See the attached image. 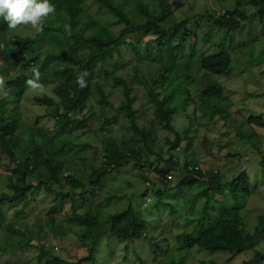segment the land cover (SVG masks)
Returning a JSON list of instances; mask_svg holds the SVG:
<instances>
[{
  "label": "rangeland",
  "instance_id": "rangeland-1",
  "mask_svg": "<svg viewBox=\"0 0 264 264\" xmlns=\"http://www.w3.org/2000/svg\"><path fill=\"white\" fill-rule=\"evenodd\" d=\"M127 1L128 5L125 7L131 19L144 22L146 17L136 8L139 0ZM179 2L184 5L173 8L175 16H170L167 24L174 23L175 17L184 19L202 14L205 9L209 11V16L198 20L199 26L195 24L198 27L195 49L188 47L182 51L180 59H177L178 70L187 71L192 79L174 75L171 83H167L170 87L155 88L160 100L171 93L168 103L175 110L172 118L175 132L157 121L149 89L141 83L136 72L137 69L140 78L150 80L161 69L163 54L157 51V45H151L146 55H137L134 46L130 45L134 44L143 50L147 42L154 41L156 38L150 35L149 26L137 34H127L125 38L130 44L123 45L121 55L115 54L113 58H109L105 67L101 60L94 65V84H100L114 108L98 102L99 91L94 86V95L88 100L83 114H72L73 124L62 129L58 128L56 107L39 104L35 99L43 95L55 97L54 85L29 89L23 99L17 101L14 91L5 89L4 86L6 79L18 74H9L8 68L0 64V100H5L17 109L21 115L20 120L24 123L22 129L8 138L18 161L24 159V150L28 147L31 136L37 137L43 153L49 157L50 153H57L62 147L56 135H63L66 141L68 139L70 145L62 156L65 161L64 171L79 176L84 173L90 176L102 166L104 158L100 153L105 144L116 145L125 151L128 148H143L140 137L132 131L131 122L119 110L125 100L124 86L108 78L107 72L114 79L125 81L131 89L137 124L152 134V148L162 157L159 161L158 155L148 156L146 150L141 149L142 154L149 158L144 167L131 163L109 172L102 179L94 196L90 192H85L82 197L77 196L76 213L71 201L63 206L60 195L53 196L46 190L42 182H49V187L54 191L61 190L60 184L52 180L47 172L39 171L30 175L28 183L43 186L34 193V200L27 208L18 203L7 207L6 219L0 216V264H50L55 257L63 260L64 264H243L245 261L264 264L253 261L256 251L264 252V235L241 254L187 249L184 237L179 238L182 234L192 237L199 235L197 221L206 212L205 209L215 220L218 218L216 211L225 207L240 209L246 221V230L250 233L258 225V218L264 215V22L257 17L258 7L250 0H240L241 4L238 0ZM237 8L245 12L248 19H244L239 13L236 15L241 25L233 33V45L227 47L232 57V68L223 76L202 77L197 73L196 63L201 57L219 53L215 45H221L223 41L225 43L228 38L225 29L217 28L214 18L229 16ZM151 9L154 10L155 6L151 5ZM85 13L87 17L83 19L84 22H89L90 17L116 35H120L125 28V22L100 12L94 6L85 7ZM167 13L165 10L164 14ZM43 22L44 20L41 27ZM37 32L39 31L28 25L17 29L13 34L33 37ZM6 46L7 37L1 34L0 48ZM82 56L86 58L88 53L84 52ZM55 67L59 68L58 65ZM210 83L223 86L226 103H229L226 118H212L205 115V109L200 107L203 102L201 90ZM188 94L192 100L200 103L199 108L191 104L192 100L187 99ZM82 119H87V127L76 130ZM177 132L181 134L183 141L173 151L169 142L175 141ZM187 132L188 137H185L183 133ZM243 137L251 138L249 144L244 146ZM235 153H239V156H234ZM170 157H174L173 162L178 164L179 169L176 171L179 174H171L173 179L167 178L168 183H162L156 168H165L166 160ZM189 162L192 164H188ZM12 165L10 157L0 146V194L13 193L8 188L7 178L11 175ZM190 169L202 172L204 179L194 186L180 185L178 189L164 192L165 187L173 188L178 185L180 179H183L184 170ZM242 171L248 172L251 178V195H241L236 202L229 192H212L211 199L207 201L204 191L209 172L233 179ZM146 190H149L148 195L143 198L142 194ZM160 191L164 192L162 198L157 193ZM77 193L80 194L81 190ZM112 195L122 199L109 200ZM129 203L136 216L147 223L145 238L122 244L115 234L107 233L90 250L92 237L86 238L83 235L86 236L91 228L109 229L111 224H108L107 218L126 210ZM23 209L24 214L19 219L14 217L15 211ZM93 215L98 217L94 223L91 220ZM91 253L92 261H84Z\"/></svg>",
  "mask_w": 264,
  "mask_h": 264
},
{
  "label": "trees",
  "instance_id": "trees-1",
  "mask_svg": "<svg viewBox=\"0 0 264 264\" xmlns=\"http://www.w3.org/2000/svg\"><path fill=\"white\" fill-rule=\"evenodd\" d=\"M238 2L241 4L240 0ZM250 2L258 7L257 17L261 22H264V0H250ZM52 3L56 8V13L44 19L41 30L33 37H21L13 34L24 25L12 30L8 28L7 21L0 18V35L7 37V46L3 49L0 48V64L8 68L9 74L11 72L18 74L14 78L6 79L4 88L12 89L17 101L22 100L30 89L27 87L26 81L32 78L31 74H33L34 70H38L41 75L39 80L40 87L37 89L54 85V94L56 96L43 95L37 96L35 99L39 104L56 107L59 129L73 124L72 114H83L88 100L94 95V86L99 91L98 102L114 108L100 84H94V65L98 60H101L105 67L109 58H113L115 54L121 55L123 45L130 44L125 38L127 34H137L149 26L150 35L156 39L147 42L146 46H143V50L134 44L130 45L134 46L137 55H146L149 53L151 45H157V51L163 54L161 69L156 77L150 80L140 78L137 69L136 72L141 83L149 89V96L155 105L157 121L160 125L175 132L172 125L175 110H172L168 103L171 93H168V96L160 100L159 95L155 93V88L168 86L169 84L167 83H171L174 75L178 78L192 79L187 71L181 72L178 70L176 63L178 62L177 59H180L183 50L188 47L194 50L197 46V25L199 26L197 21L204 19L203 17H206V15L209 16V11L205 9L202 14H195L184 19L175 17L174 23L167 24V19L170 16H175L173 8L184 5L179 0H174L173 3H170L169 0H139L136 2V8L146 17L144 22L131 19L125 7L128 5L127 0H124L123 3L119 2V0H52ZM151 5L155 6L154 10L151 9ZM88 6H94L100 12L110 14L112 17L125 22V28L121 34H114L107 27L90 17H88L89 22H84L83 19L87 17L85 7ZM165 10L168 11L167 14H164ZM238 13L244 19H248L245 12L241 11L240 8L230 12L229 16L223 15L216 19L214 18L217 28L225 29V34L228 38L225 43L223 41L221 45H215L219 49V53L201 57L196 63L197 73L202 75V77L206 75L223 76L232 68V57L227 47L233 45L235 41L233 33L237 32L241 25L236 16ZM212 17L210 16L211 19H213ZM66 23L71 25V35L65 33L63 29ZM195 24H197L196 27ZM89 30L90 32H88ZM84 52L88 53V57L82 56ZM55 65H58L59 68H56ZM19 72H22V74L20 75ZM85 72L87 73L85 77L87 86L80 88L77 83V77ZM106 74L108 78L113 79L116 83L123 84L125 100L119 110L123 111L125 117L131 122L132 131L140 137L143 148H128L125 151L116 145L105 144L103 152L100 153L104 158L102 166L94 170L90 176L85 173L79 176L76 173H65L64 171L65 161L62 156L65 149L70 145L67 142L69 141L68 139L66 141L63 135H56L57 139L62 143V147L59 152L50 153L49 157L43 153L44 150L37 137L31 136L29 145L24 150V159L18 161L8 142V138L13 136L17 130L22 129L24 123L20 120L21 115L17 109L13 108L5 100H0V146L10 157L11 164H13L11 175L7 177L8 188L13 193L3 192L0 194L1 218H7V207H13L21 203L24 204V208H27L34 200V193L43 185L53 196L60 195L62 197L63 206L68 201H71V206L76 213L77 196L82 197L85 192H90L94 196L102 183V179L109 172L119 170L131 163L137 164L140 168L144 167L149 158L142 154L143 150L141 149L146 150L148 156L158 155V160H162L160 153L155 152L152 148V134L148 130L141 129L137 124L131 89L125 81L114 79L109 72ZM206 86L204 90H201L203 95L201 104L192 100L189 94L187 99L189 101L192 100L191 104L198 108L200 104V107L205 109L204 111L202 110L205 115L207 114L212 118L215 116H224L226 118L225 115L228 111L227 109H229V103H226L227 98L224 97L223 86L211 83ZM212 99H215V101H212ZM38 122L36 123L38 124ZM83 127H87V119H82L78 123L76 130H81ZM183 134L188 137V132ZM250 139L249 137H243L244 146L249 144ZM182 141L181 134L177 132L175 141L169 142L172 150L179 148ZM234 156H239V153H235ZM173 158L170 157L166 160L165 168H156L162 183H168V175L174 174L177 176L179 174V171H176L179 166L173 162ZM188 164L192 163L189 162ZM154 165L152 164V166ZM39 171L41 173L47 172L52 180L58 182L61 188L60 192L52 190L49 187V182H42L43 185L38 186L28 183L27 178ZM195 171L194 169L184 170L183 179H180L178 185L173 188L165 187L164 192L178 189L180 185L194 186L199 184L204 179V174L200 171ZM206 183L207 187L205 188L204 196L207 201L211 199L210 195L212 192L224 194L229 192L236 202L239 201L241 195L248 196L253 193L251 178L246 171L240 172L233 179H229L219 173L209 172ZM78 190H81L80 194L77 193ZM148 191L146 190L142 194L143 198L148 195ZM164 192L160 191L157 193L162 198ZM111 199L121 200L122 198L112 195L109 200ZM99 207L98 205L97 208L99 209ZM205 210L206 212L203 213L201 219L196 220L200 228L199 235L196 237L185 236L184 234L179 236V238L184 237L187 249L199 248L212 252L227 251L232 254H241L252 247L264 235V215L258 218V225L254 232L250 233L246 230V221L240 209L225 207L221 211L214 210V212L218 213L216 220L207 212V209ZM21 214H24V209L18 212L15 211L14 217L19 219ZM97 219L98 217L93 215L91 220L94 223ZM51 221H53V218ZM107 222L111 224L109 229L99 230L91 228L86 233V236L83 235L86 238L88 236L92 237L90 250H92L98 239L107 233L115 234L122 244H128L146 236L147 223L136 216L135 210L130 203L123 212L109 216ZM43 252L44 250L41 251V254ZM255 257L253 261L264 263V252L256 251ZM92 259L93 253L84 261H92ZM64 263L63 260L56 257L50 262V264ZM243 264H251V262L245 261Z\"/></svg>",
  "mask_w": 264,
  "mask_h": 264
},
{
  "label": "clouds",
  "instance_id": "clouds-1",
  "mask_svg": "<svg viewBox=\"0 0 264 264\" xmlns=\"http://www.w3.org/2000/svg\"><path fill=\"white\" fill-rule=\"evenodd\" d=\"M55 13L56 8L52 0H0V18L7 21L8 28L12 30L21 25H30L36 31H40L42 20ZM63 29L65 33L71 35L70 24H64ZM40 75L38 70H34L32 78L26 81L27 87L30 89L39 88ZM86 75L85 72L77 77L80 88L87 86Z\"/></svg>",
  "mask_w": 264,
  "mask_h": 264
},
{
  "label": "built area",
  "instance_id": "built-area-1",
  "mask_svg": "<svg viewBox=\"0 0 264 264\" xmlns=\"http://www.w3.org/2000/svg\"><path fill=\"white\" fill-rule=\"evenodd\" d=\"M167 178H168V180H172L173 179V176H171V174H170V175L167 176Z\"/></svg>",
  "mask_w": 264,
  "mask_h": 264
}]
</instances>
